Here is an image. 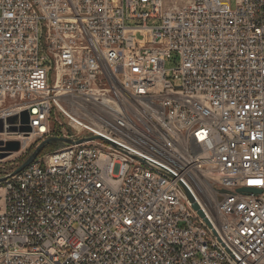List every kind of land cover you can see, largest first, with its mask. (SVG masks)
Wrapping results in <instances>:
<instances>
[{
	"label": "built area",
	"instance_id": "2783aa9c",
	"mask_svg": "<svg viewBox=\"0 0 264 264\" xmlns=\"http://www.w3.org/2000/svg\"><path fill=\"white\" fill-rule=\"evenodd\" d=\"M24 111L0 162L73 143L0 182V264H264V0H0Z\"/></svg>",
	"mask_w": 264,
	"mask_h": 264
},
{
	"label": "water",
	"instance_id": "95a60500",
	"mask_svg": "<svg viewBox=\"0 0 264 264\" xmlns=\"http://www.w3.org/2000/svg\"><path fill=\"white\" fill-rule=\"evenodd\" d=\"M19 116L21 117V122L24 124L28 123V113L26 111L22 112L20 115L15 114L12 115L10 117H7L5 120L0 119V132L3 131H7V132H11V131H16L17 128L14 126L17 122H18V118ZM30 127L29 126H22L19 128L20 132H30ZM93 139H101L100 136H91L88 138H80L78 140H76V143H80L83 142L85 140H93ZM61 143V144H72L73 141H71L70 139H66L63 137H49L47 139H44L42 141H40L35 148L31 151V153L27 156V158L21 162V164L19 166H17L15 169H13L10 173L1 176L0 177V182L6 180L7 178L19 173L21 170H23L26 166H28L41 152V150L49 143ZM19 149V143L17 141H8L6 142L5 146L2 148V150H4L6 153L5 154H9L11 152H15L18 151ZM185 189V188H184ZM240 191L243 192H257L256 190H252V189H240ZM185 192L189 198V200L192 202V207L198 212V214L204 218L205 222L207 223V225L209 227L210 223L208 222V220L206 219L203 211L200 209L199 205L196 203V201L193 199V197L191 196V194L185 189Z\"/></svg>",
	"mask_w": 264,
	"mask_h": 264
},
{
	"label": "rangeland",
	"instance_id": "374dc122",
	"mask_svg": "<svg viewBox=\"0 0 264 264\" xmlns=\"http://www.w3.org/2000/svg\"><path fill=\"white\" fill-rule=\"evenodd\" d=\"M186 1L187 0H165V2L169 6L170 5H180V4H182V3L186 2ZM226 1H229L232 7L234 6L235 0H226ZM154 22L155 21H148V24H152ZM127 24L134 25L135 23L134 22H128ZM176 63H177L176 53H172L170 59L166 60L165 66H164V68L166 69V77H170L171 76V70L175 67ZM48 83H50L49 80H48ZM38 143L39 142H34V143L31 144L30 149L27 151L28 154L31 153V151L35 148V146ZM58 144H59L60 148L63 146L61 143H58ZM24 159H25V157L21 153V154H18L16 156H14L13 158L5 160L4 162H0V176L5 174V173L11 172L13 169H15L17 166H19Z\"/></svg>",
	"mask_w": 264,
	"mask_h": 264
},
{
	"label": "trees",
	"instance_id": "16d2710c",
	"mask_svg": "<svg viewBox=\"0 0 264 264\" xmlns=\"http://www.w3.org/2000/svg\"><path fill=\"white\" fill-rule=\"evenodd\" d=\"M53 134L54 135H57L58 134V129L55 127L54 128V130H53ZM57 148H60V146H59V144L58 143H56V142H53V143H49V144H47L42 150H41V152H40V156L41 155H44V154H46V153H49V152H51V151H53V150H55V149H57Z\"/></svg>",
	"mask_w": 264,
	"mask_h": 264
}]
</instances>
